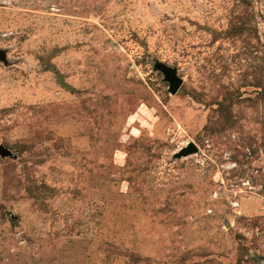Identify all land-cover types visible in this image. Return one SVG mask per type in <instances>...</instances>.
<instances>
[{"label": "rangeland", "instance_id": "obj_1", "mask_svg": "<svg viewBox=\"0 0 264 264\" xmlns=\"http://www.w3.org/2000/svg\"><path fill=\"white\" fill-rule=\"evenodd\" d=\"M0 50V264H264V0H0Z\"/></svg>", "mask_w": 264, "mask_h": 264}, {"label": "water", "instance_id": "obj_2", "mask_svg": "<svg viewBox=\"0 0 264 264\" xmlns=\"http://www.w3.org/2000/svg\"><path fill=\"white\" fill-rule=\"evenodd\" d=\"M5 59V53L3 51L0 50V60H4ZM161 69L163 70L164 74H165V79L169 82V90L171 93L175 94L177 93V91L179 90L182 81L181 79L177 76L175 69L163 65L161 66ZM197 151V146L194 145L193 143L188 144L187 146H185L184 148H182L181 150H179V152L177 153L178 156H185L189 153H193ZM0 154L2 155H9L10 151L5 148L3 145H0Z\"/></svg>", "mask_w": 264, "mask_h": 264}]
</instances>
